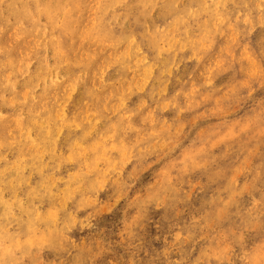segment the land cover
<instances>
[{
	"label": "rangeland",
	"instance_id": "1",
	"mask_svg": "<svg viewBox=\"0 0 264 264\" xmlns=\"http://www.w3.org/2000/svg\"><path fill=\"white\" fill-rule=\"evenodd\" d=\"M37 2L0 8V216L11 231L42 241L74 204L113 201L104 215L124 216L179 175L187 210L175 231L213 223L189 256L220 246L264 187V30L241 39L247 25L228 0L176 11L62 0L44 14ZM150 215L146 239L160 219Z\"/></svg>",
	"mask_w": 264,
	"mask_h": 264
},
{
	"label": "clouds",
	"instance_id": "2",
	"mask_svg": "<svg viewBox=\"0 0 264 264\" xmlns=\"http://www.w3.org/2000/svg\"><path fill=\"white\" fill-rule=\"evenodd\" d=\"M181 3L182 0H149L142 7L176 11ZM228 3L233 5L237 19H243L247 25L241 39L256 28L264 30V0H259L258 5L254 0H228ZM4 4L5 0H0V8ZM64 7L62 0H38L36 4L41 14ZM254 9H258L255 14ZM184 14H188L186 9ZM258 54L264 58V36ZM261 171L264 172V167ZM173 179L175 183L165 178L144 191L124 216L120 215V209L113 216L104 215V211L115 207L113 201L89 204L84 212L74 204L57 221L46 223L42 241L22 242L19 234L11 231V220L0 216V264H264V187L260 190L261 199L253 198L252 209L245 214L236 213L234 227L219 233L223 243L196 258L189 256L191 246L203 238L201 229L213 228V223L201 225L193 220L186 230L175 231V224L183 223L180 217L187 210V198L177 195L179 175ZM131 199L125 200L121 208ZM115 202H119V197H115ZM150 214L160 219L154 223L150 239H146L145 228L153 224ZM220 219L214 222L217 226ZM253 234L257 239L249 243Z\"/></svg>",
	"mask_w": 264,
	"mask_h": 264
},
{
	"label": "bare ground",
	"instance_id": "3",
	"mask_svg": "<svg viewBox=\"0 0 264 264\" xmlns=\"http://www.w3.org/2000/svg\"><path fill=\"white\" fill-rule=\"evenodd\" d=\"M57 133H58V132H57ZM57 133H56V135H57ZM56 135H55V136H56ZM55 136L53 137V142H54V138H55Z\"/></svg>",
	"mask_w": 264,
	"mask_h": 264
}]
</instances>
